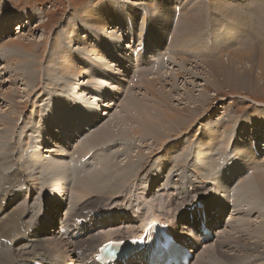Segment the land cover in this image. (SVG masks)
Instances as JSON below:
<instances>
[{"label": "rangeland", "instance_id": "374dc122", "mask_svg": "<svg viewBox=\"0 0 264 264\" xmlns=\"http://www.w3.org/2000/svg\"><path fill=\"white\" fill-rule=\"evenodd\" d=\"M117 5L119 6L118 9L127 10H124V14L130 21L125 24V29L122 23L121 27L119 26V24L116 26L112 24L116 23V20H118V16L114 15L116 13ZM90 12H93L96 19L99 18L98 20L103 21L102 23L105 25V28L98 29L92 26L91 23H89L91 26L86 23L87 19L84 20V17H86ZM2 14L3 17H1ZM19 14L24 16L25 19L23 22L28 26V28L20 30L18 23L21 20H15V22L11 23V25H9L8 22L4 21L6 17L10 18L12 15L19 16ZM153 14L162 17V19L160 17H154ZM165 14H167L168 16L163 17ZM263 15L264 0H0V24L4 22L2 29L3 32L5 27L8 29L10 28L11 32L8 36V39H24L23 41L27 43L29 41H33L32 44H28L27 48H23L20 46L5 47L0 43V116L7 113V115L10 116H19V118L16 120L19 124L17 123L16 126L14 125L13 133H11L10 140L6 145V148L11 145V151L7 150L9 153L14 152V149L15 151H17L14 152L15 157L5 158L8 154H6V150H4V153H2V151L0 152V208L3 207V205L6 203V200H9L11 197L10 200H18L19 203H26L30 206L31 209L30 210L28 207L17 205H9V207H5L7 208L5 210L7 211L6 215H9V220L2 219L0 223V225L2 226L1 228H3L4 230L0 233L2 234V236H0V259L3 256L2 252L8 251L7 243L9 241H15L14 243L23 245V248H25L27 243H31L28 241L29 236L31 234H34L35 232L33 230V227H35V221L32 220L31 217H34L37 215V213L39 214V212H42L40 207L43 206H41L42 204L40 202V197L45 200L44 202L47 204L49 211L48 208L43 207V215L40 217V219L39 217H37L38 222H40L42 218L50 216L53 211L54 213L55 211L59 213L58 209L53 210V204H49V202L46 201V199L43 197L45 195V191L43 189H47L49 187V192L56 197H59L61 192H67L66 189L68 188V195H70L69 197L72 196V201H70L71 198H69L70 200L66 198L68 195H62L59 199L60 201L64 200L63 206L65 209L67 204L69 203H79V201L77 200L79 199L80 193H77L78 196H74V188H78L80 186L81 191H84L83 189L85 188V190L87 189L86 193L88 190H95L93 186H89L87 188V185L85 184L80 185L74 183L75 181L72 179V174H75V172L77 171L80 173H82L83 171L82 174L78 175L84 176L85 174L86 177L92 176V180L97 179L101 175H105L106 177H103V179H110L106 181L104 185L106 186V188L112 185L113 188L114 184L112 183V181L116 174L110 171V167L107 164L109 154L117 151L118 148L123 149V152L121 153H124V155L121 154L118 158H115L116 164L111 170L114 171L120 168L124 170L125 166H123L121 162L125 164V161L132 157V153L136 154V149L139 146L141 157H143L142 162L144 161V165L143 168L135 171L136 173L140 174L138 175V178L135 179L134 184L132 181V184L130 185V193H128V189L127 194L124 197L119 196L116 201H110V197H108L109 194L107 193V201L105 200L106 203L102 204H99L101 202H99V199L98 197H96V195L91 194L88 196L90 200L88 201L89 203L87 202L88 204L85 205L87 209L89 207H92L94 204H97V206L94 207L97 208V211L89 213V216L91 218V220L89 221V229L91 228L93 232H96V229L94 227V220L100 217L98 215L103 212L110 213L109 220L117 217V224L121 229H126L127 227H132V229H135L139 227L141 225V221H137V219L129 221V218L127 216V218L122 217L116 213V210L118 208L119 211L124 213H127V211L131 210V207L127 206L126 202L131 199V201L135 203L136 198H132V196L144 197L143 203L141 202L144 207L139 209L137 208L140 211H138L137 213L143 218V223H147V218L144 219V217L146 216L144 212L150 210L151 206L157 205L158 208L154 212L157 213L162 219L164 218L166 221H170L171 223L180 224L185 216V210L189 209V205L188 203H186L180 207V205L177 204L178 199L174 200L173 198H181V196L182 198H184L186 197L187 192L190 190L191 194L195 197L193 201L201 202V209H206L213 212L214 217L222 216L223 227L219 230L220 233L230 234V237L226 236V239L216 234L215 237H217V241L215 242V245L208 246L205 250L199 252L201 261L198 264H208V262L209 264H215L214 261L209 260L211 258H217L219 264H229L231 262L234 264H238L241 261L239 254L242 252L243 247H247V245L253 246V249L256 251L257 255L255 256L256 262L252 260L250 264H264V245H256L250 243L249 240H247V236H250V239L252 240L256 239V236L254 234L252 236L250 233H247V230L251 228V224L255 225V221H259L264 218V209L257 208L259 206H262L263 204H260L258 197H256L257 199H255L254 197L253 202L257 207L250 206L253 207V211L250 214V210L243 206V204L248 203L249 198L254 196V193H256L257 191L263 194V192L257 188L258 182L256 180H253L255 175L264 169ZM153 18H155V20H153ZM148 19L151 21L149 22ZM40 21L42 23H39ZM152 23L157 25L164 24L165 26L160 30V32L158 31V33L156 34L157 37L154 34L156 30L154 29ZM177 26H180L182 35H185L186 32H188L190 36L187 35L184 36V38L181 35L180 38L175 39V36L173 37L172 33L175 34ZM120 28L122 30H125L123 32L124 34H126L127 42L123 37V32L118 30ZM162 31H165L166 33L170 32L171 37H169L168 40L164 39V41L160 43L161 40L157 39H163V36L165 38V35L161 33ZM102 35L104 37V41H99L96 43L97 51H95L93 45L95 44V41L99 40L100 36ZM106 35L111 39L115 38L114 40H117L122 46H124L125 43H130L134 49L138 48L139 54H133V57L131 58V65H129L128 63H124L122 69H120L119 67L117 68V71L122 73L121 76L124 78L123 90L125 92L122 90L120 94L112 97V101L110 102L111 109L105 108L107 109V112H109V114L103 115V117L106 118V121L103 122L105 123L104 125L107 124L109 126L107 122L110 120L112 121V125L109 126L110 128H112V138L111 135L109 136V141L112 142V144H110L109 142V144L105 147L99 146L100 148H98L97 145L99 144L96 145L95 143V149H93L94 152L93 150L87 152L88 149L85 150L87 146L84 145V142L77 143V140L71 137L72 132L66 133V130L64 131V129L70 126V128L79 129V126H77L80 123L79 119L84 115V113H79L82 106L88 107V105H93V107L101 109L105 106L102 102L103 97L97 96V94H95V90L91 88V85H94V78L87 74V68H90V65L95 64V54L100 51L99 49L106 46L107 43L109 44L107 39L108 37H105ZM142 35L145 38H143ZM193 36H197V40H194ZM74 37L75 42L70 43L69 40ZM136 38L138 41L136 40ZM57 40L59 41V45L57 46V48H53L52 46ZM129 40L132 41V43L129 42ZM135 42H138V45ZM46 44L47 47L44 50ZM139 46L142 47L140 48ZM58 48L60 51V55L64 54L67 55V58L75 59L81 69L79 71L66 69L64 72L55 70V73L50 76V70L54 68V66H58L55 63L56 60L60 57L56 56ZM54 50L56 51L54 52ZM104 52L105 51L103 50L100 54L104 55ZM107 54L108 51L106 55L101 57L100 59L103 61L105 59H109L110 56L109 54ZM229 54L230 57L227 58ZM64 55L62 56V59L60 58L61 60H57V62L62 61L64 59ZM160 55L163 56L160 57ZM219 57H222V61H219V64L217 62H215L216 64L207 62L203 65L201 64V66L199 65V63L201 62L215 61ZM37 59H40L41 61L40 72H37L38 80L34 82L35 77L32 81H30L27 75L29 74L30 76L31 73H34L32 64ZM154 59H156L155 63ZM160 59H162V61ZM183 59H186L187 63L179 64L180 68H182L181 72L179 74L172 73V71L177 69L178 63ZM84 60H86V68L82 67V61ZM149 62L153 63L152 65L156 64V62L161 63V66L160 64H156L154 66L156 67V69H154V67L151 66V63L147 64ZM169 63L172 64L170 65ZM21 66H27V71L22 69V72H19L18 69L22 68ZM137 67L139 69L135 70ZM96 68L100 70V64L96 65ZM85 69L87 71H84ZM28 71H30L31 73H28ZM136 71L139 72L137 73ZM161 72L163 73L161 74ZM39 73H41L40 79ZM78 73H80V76H77ZM138 74L142 76L139 77ZM168 74L170 75L168 76ZM64 77L72 78L71 86L74 91L70 92H72L71 97L74 95V99L72 100V102L67 97L65 102H63L64 106H67L62 107H68L66 109L77 112V118H79H74L73 124L71 123L73 125L72 126L70 124L71 116L69 115V112L60 111L58 113L61 124L63 123L64 127H66L64 128L63 125L59 123V118H57L56 122L62 126L61 134L63 136L66 135L67 137L69 133V145L67 146V150L65 149V147H63L62 143L58 142L59 137H57L54 132L50 131L49 133V130L46 129L47 127L39 128V126H35L36 124L44 126V124L46 123L44 120L45 118L37 119L35 117H32V114L37 112L38 109L42 108L43 112H47L51 107H54L52 106V101H50L49 98L56 97L58 93L54 95H46L45 90H47L46 88L51 82L49 81L50 78L56 79L59 83V81H62ZM154 78H158L157 80L160 81V83L156 84V88H159L158 94L167 96V99L169 103L173 105L175 112L180 111L182 108H184V111L180 113H174L178 116L177 119L172 120L167 124L169 125V128L167 127L166 133L168 136H170V140H168V142H165L161 147L160 144L157 143V145L153 147L155 148L154 152L150 154L151 149H153L150 146L151 142L157 137H162L164 131L157 130L152 133V136L148 135L146 136V139L142 141H140L139 139L141 137L137 136L134 137L137 138V140H135L133 138V136H135L134 132L132 131V129H129V125H131L135 120L133 119L134 117L130 112H125L126 110L123 108V103L125 102V98L128 97L126 99L128 100L132 96L140 99V101L137 100V103H149L150 105H152V102L155 103L156 99L157 101H159V99L155 96L156 93L151 94V92L153 91H151V87L148 84L150 83V80ZM13 80L15 81V83L12 82ZM130 81L131 83L128 84ZM65 83L67 84L68 82ZM87 86H89V89ZM61 87H57V92H62ZM63 89L68 91L67 86H65V88ZM30 91L31 94L29 95L28 92ZM7 93H14V97H16L17 102L9 101L8 97H6ZM128 95H130V97ZM25 101H27V105L25 104ZM19 102L23 104L24 107H20ZM59 102H61V100H55V103ZM90 109H92V112H95L94 108ZM56 112L57 111H54L51 114V117L53 116L52 118H54V115L57 116L55 114ZM64 114L65 116H63ZM48 115V112L47 114L45 113V116ZM61 115L64 118L61 117ZM115 115H118V117H121L122 121L128 123L127 127H122V131H124L122 133H118V131H120L121 125L119 126V123L117 121H114L116 120V118H114ZM191 120H193L194 123L189 127V123ZM66 122L68 123V125ZM81 122H83V128L80 132V135L84 139L87 135L86 130H88L92 124L90 123L88 118L81 119ZM0 127H3V125L0 124ZM54 129H56L55 126ZM113 130H115L116 134L118 133V135H116ZM226 130L230 131L227 132ZM222 132H225L223 133L224 138L222 137V139L224 140L226 137L224 141H232L233 144L235 143V149H231V152L228 155L219 160L217 159V155L214 156L213 153H211V155H204V152L200 149L202 143L206 142L207 137H214L216 133H218L217 135L220 136L222 135ZM113 133L115 134L114 137ZM32 134L35 136L33 137ZM47 134L54 136V142H51L49 148L47 149L48 152L45 156L47 159H49V157L56 158V156H54L55 154L61 156L60 152L64 151L63 153H65L66 155H64L65 157H61L67 162L69 161V158L66 157H71V155H76L77 158H85V156L87 158L92 155L90 161L86 162L83 166L75 167L76 171L73 172L72 169L74 168V164H72L71 169L69 164L66 166L68 171L66 172V179L64 182L66 183V181H68L67 183L69 184V186L71 184L70 187L67 183V186H63V188L58 187L56 189L54 187L51 189L50 186L44 184H40V186H34L33 183H31L32 181H30V183H24L25 181L21 180L19 182L20 184L11 183L10 179L8 180L7 176L5 177L4 174H8L15 170L16 167L14 166L12 159H15L16 156H18L19 152H21L19 149V145H21L22 148L21 153L25 152L28 156H30V159L32 160L34 156L33 152H35V149L37 152L41 149V145L44 142L43 139L45 138L44 135ZM31 136L33 137V139ZM41 136L43 138H41ZM82 138H80V140ZM123 139H127L130 142V145L137 147H125V143L119 142ZM88 144H90V142ZM77 145L79 146V149L75 150ZM208 145L216 149L219 147L220 142L219 140H214V138H212V140H209ZM96 146L98 149L96 148ZM183 147H186L187 149L184 150L183 155L181 154V156L177 158L176 154H180V150ZM236 147L238 150L236 149ZM29 149H31L30 154L28 153ZM65 150L67 151V153H69L67 154ZM185 151H187V153ZM81 152L85 153L81 154ZM209 152L210 151L208 150V153ZM87 153L89 154L86 155ZM182 156L184 157L183 162L186 163V165L184 166L183 164H181L179 167H174L173 163L177 164L181 160ZM255 156L257 157V160H255ZM173 157L174 161H171L173 160ZM231 157L235 159L233 165L230 164L232 159ZM237 157H243L244 159L243 161H239L236 159ZM97 158H99V160L101 159L100 162L96 161ZM229 158L231 159L229 160V163L227 162V165H229L227 167V165H225V162L228 161ZM201 159L204 161H201ZM29 162L31 163V161ZM95 162H97V165L95 164ZM193 163H196V166ZM193 166L196 168L195 173L191 169ZM232 168L234 172L231 170ZM198 169L201 171V173ZM223 169H228L231 174L235 173L236 169H238L236 173L242 174L245 172V170L250 169V177L240 176L238 180H236V184L233 182L235 185L234 187L232 186V188H230L232 181L226 182L224 184V191L219 193V198L223 199V201H227L226 203L219 202L213 196L211 190L207 188L212 180H215L216 182L220 181V177L218 175L220 174V176L222 177L223 173L221 171ZM22 170L27 173V175H29L26 169ZM27 175L25 178L29 177ZM196 176L198 177V179ZM154 178L156 179V181L160 178L162 179L157 182L155 189L151 191V186L153 185L151 181ZM4 179L6 180L4 181ZM202 180H204L203 182H206L205 184H208L206 185L207 187L205 186V184H202ZM250 180H252V187L246 189V186ZM254 182L256 184H254ZM75 185L77 186L75 187ZM94 186H96V184ZM236 186L238 189L234 192H239V194H237L234 198L236 201V206L234 207L229 203L230 201H228V197L234 195L233 189L236 188ZM35 187L36 189L34 190L33 188ZM21 188H23L22 191ZM101 188L103 189V186L99 187V191L102 190ZM112 188L110 189V192ZM212 188H214V186ZM40 189L44 191V193L41 192ZM16 190L17 192L19 191L22 196L19 194V192L18 194H16ZM38 191L40 192V194ZM143 191H145V194L141 195L140 193ZM95 192L98 191L95 190ZM201 192L202 194H198ZM241 192H243L242 197L244 198L242 200L239 196L241 195ZM27 195L30 196V198ZM18 196L20 197V200ZM99 197L103 198L102 200L104 202V195H99ZM92 199H95V201L90 202ZM125 199L126 202H124ZM220 203L222 207L218 211V205ZM261 203H264V200ZM105 204H113L114 206L111 205L103 208L102 206H104ZM82 205L83 204H81L80 206ZM203 205L205 207H203ZM121 207L123 209H121ZM29 210L30 213L28 218L30 220L27 223L24 221L23 217H25ZM112 211L113 214H111ZM54 213L52 214V217L55 216ZM11 214L14 217H12ZM17 216L20 217L17 218ZM84 216L86 215L84 214ZM66 217L67 209L66 216L65 218H63L64 220L61 219V221L64 222L66 220ZM22 218L24 222V228L17 227L18 229L14 228V232H12L8 224L13 223V220ZM242 219L247 222L242 223ZM248 219L249 221L252 220L253 222H249ZM56 220L59 222V219ZM187 220L188 222H192L197 220V218L195 216H190L189 218H187ZM149 221L151 220L149 219ZM114 222L110 221V224ZM221 224L222 222H220V225ZM59 225L60 223L58 224V227ZM220 225H217L214 228V231L222 226ZM56 226L57 224H55V229ZM109 226L107 227L108 231H110L111 229L109 228ZM110 227H113V225H111ZM113 228L118 229V227L115 226ZM259 229H262L264 231V228L260 226ZM9 234H12L15 239H10L11 237L9 236ZM47 235L49 236V238H52V236H56V234L50 230L48 231ZM57 236H59L58 239L62 241L66 249L63 256L61 257L62 264H82L79 260V257L74 253V246L72 244L76 240L72 239L69 234L65 233L57 234ZM212 241L213 239L211 241H206V243L203 244L200 239L197 240L196 250L201 249L202 246L210 244ZM40 244L41 243L34 241L33 246L29 249H25V252L23 254L27 255L29 253L37 251L40 248ZM248 251H250V248ZM231 253H235L236 255H232ZM249 261L250 259H247L244 260L243 263L247 262L249 264ZM22 262H25V260H22ZM142 263L143 261L141 262V264Z\"/></svg>", "mask_w": 264, "mask_h": 264}, {"label": "bare ground", "instance_id": "6f19581e", "mask_svg": "<svg viewBox=\"0 0 264 264\" xmlns=\"http://www.w3.org/2000/svg\"><path fill=\"white\" fill-rule=\"evenodd\" d=\"M95 1V0H94ZM141 4V3H140ZM142 5V4H141ZM115 6V5H114ZM119 6L117 5V9H116V13L114 14L115 16H118V20H116L117 22L116 23H112L113 25H118L121 27V23L123 24L124 26V29H125V24L130 21L124 14V10H120L118 9ZM102 9V8H101ZM93 10V9H92ZM127 11V10H126ZM161 12V11H160ZM95 13V12H94ZM107 13V12H106ZM163 13V12H162ZM204 13V12H203ZM147 14V13H146ZM261 14V13H260ZM263 14V13H262ZM154 15V14H153ZM196 15V14H195ZM259 15V14H258ZM9 16V15H8ZM131 16V15H130ZM168 16L167 14H165L163 17H166ZM203 16V15H201ZM264 16V15H263ZM262 16V17H263ZM3 17V14L2 16ZM154 17H160V16H156L154 15ZM124 18V19H123ZM151 18V17H150ZM162 19V17H160ZM24 16L20 15L19 16H14L12 15L10 18H7L4 20L6 22H8L9 25H11V23L15 22L16 21H19V27H20V30L24 29V28H28V26L26 24H24ZM86 23L89 24L91 23L92 26L98 28V29H102V28H105V25L102 23L103 21H100L98 19L95 18L93 12H90L87 14L86 17H84V20H86ZM113 19V18H112ZM180 19H181V16H180ZM31 20V18H30ZM109 20V19H108ZM149 20V19H148ZM153 20H155V18H153ZM91 21V22H90ZM151 20H149L150 22ZM1 22V21H0ZM110 22V21H109ZM4 23V22H3ZM3 23L0 24V43L1 45H4L5 47H13V46H20V47H23V48H27L28 47V44H32L33 41H29L28 43L27 42H24L23 40L21 39H8V36L10 35V28H6L4 29V32L2 31L3 29ZM39 23H42L41 21ZM94 23V24H92ZM111 23V22H110ZM144 23V22H143ZM153 24V27L154 29L156 30V32H154V34L156 35L158 33V31L160 32L161 29H163L165 26L164 24H160V25H157V24ZM90 25V24H89ZM90 25V26H91ZM7 26V25H6ZM120 31H125V30H122L121 28L118 29ZM149 31V30H148ZM146 33V32H145ZM163 35H165V38L163 36V39H157V40H161L160 43H162L165 40H168L169 37H171V34L170 32L169 33H166L165 31H162L161 32ZM87 34V33H86ZM134 35V34H133ZM173 37L175 36V39L177 38H180L182 33H181V28L180 26H177L176 28V32L175 34L172 33ZM190 36V34L188 32H186L185 35H182L183 37L184 36ZM143 36V35H142ZM148 36V35H147ZM78 37V36H77ZM105 37H108L107 35ZM123 37L124 39L126 40L127 42V38H126V34H124L123 32ZM129 37V35H128ZM157 37V35H156ZM86 38V37H85ZM114 38V37H113ZM141 38V37H140ZM143 38H145L143 36ZM185 38V37H184ZM77 39V38H76ZM108 39V42L109 44L107 43L106 46H104L103 48H100L99 52H97L95 55H96V58H95V64L94 65H90L91 67L90 68H87L88 69V75L93 77L94 78V85H91V88H93L95 90V94H97V96L99 97H103V104L105 105L104 107L101 108H96V107H93V105L89 106L88 107H84L82 106L81 110L79 111V113H84V115L79 119L77 118L78 117V114L77 112H74L73 110H68L66 108H64V104L63 102H65V100L67 99V97L72 101L74 99V95L71 97V94L72 92L70 91H74V89L72 88L71 86V82H72V78H68V77H64L62 81H59V83L57 82L56 79L54 78H50L49 81L50 84L48 85V87L46 88L47 90H45V94L46 95H54L56 93H58L56 95V97L54 98H49L50 101H52V106L54 107H51L48 112V116H45V113L47 114V112H43L42 111V108L41 109H38L37 112H35L34 114H32V117H35L37 119H40V118H45V124L44 126L43 125H35V126H39V128H46L48 129L49 133L50 131L51 132H54V134L59 137V143H62L63 144V147H65V149L67 150V146L69 145V133L66 137V135H62L61 134V125H63L64 127V124L62 123L61 124V121H60V118L58 117V113L60 111H63V112H69L70 116H71V122L70 124L72 123L73 124V121H74V118L76 119H79L80 120V123L77 125L79 126V129L77 128H66L64 129V131L67 133V132H72L71 134V137L76 139L77 140V143H83L84 142V145L87 146V148L85 150L88 149L87 152H90L92 151L93 149H95V143L96 145L98 146V148L100 147H105L106 145L109 144V136L111 135V131H112V128H110L109 126L112 125V121H108L107 123L109 124V126L107 125H104L106 121V118L103 117V115L105 114H109V112H107V109H111L110 107V102L112 101V97L113 96H116L118 94H120L123 90V77L121 76L122 73L118 72L117 71V68L118 66L116 65L117 62H116V59L115 58H118L119 60H132L131 58L133 57V54L135 55H138L139 54V50L138 48H133V46L130 44V43H125L124 44V49L122 48L123 46L117 41V40H114V39H111V38H107ZM106 39V40H107ZM193 39L194 40H197V36H193ZM211 39V38H210ZM105 40V41H106ZM133 40V39H131ZM137 40V38H136ZM186 40V39H185ZM93 41V40H92ZM103 42L104 41V37L103 35L100 36V39L95 41V44L93 45V48L95 49V51H97V48H96V43L97 42ZM138 41V40H137ZM140 41V40H139ZM188 41V40H187ZM70 43L72 42H75V37L70 39L69 40ZM129 42L132 43V41L129 40ZM169 42V41H168ZM264 42V41H263ZM67 43V42H66ZM122 43V41H121ZM136 43V42H135ZM138 43V42H137ZM136 43V44H137ZM198 43V42H197ZM196 43V44H197ZM140 44V43H139ZM143 44V43H142ZM141 44V45H142ZM152 44V43H151ZM150 44V45H151ZM154 44V43H153ZM51 45V44H50ZM59 45V41H55V43L53 44V48H57V46ZM138 45V44H137ZM91 46V45H90ZM99 46V45H98ZM143 46V45H142ZM142 46H139L140 48ZM147 46V45H146ZM186 46V45H185ZM47 47V44L46 46L44 47V50L46 49ZM72 47V46H70ZM85 47H86V44H85ZM88 47V46H87ZM102 47V46H101ZM135 47V46H134ZM144 47V46H143ZM169 47V46H168ZM167 47V48H168ZM187 47V46H186ZM139 48V49H140ZM149 49V48H148ZM159 49V47H158ZM177 49V48H176ZM105 51L104 52V55H101L100 53L102 51ZM143 50V49H142ZM172 50V49H170ZM169 50V51H170ZM56 50H54L55 52ZM108 51V54L110 56L109 59H105L104 61L101 60L100 58L105 56L106 53ZM247 51V50H245ZM72 52V51H71ZM144 52V51H143ZM149 52V50H148ZM161 52V51H160ZM153 53V52H152ZM172 53V51H171ZM66 54V53H65ZM107 54V55H108ZM231 54V53H230ZM230 54L228 55L227 58L230 57ZM64 55V54H63ZM63 55H60V51H59V48L57 50V54L56 56L59 57V59L57 60H61L62 59V56ZM141 55V54H140ZM16 56V55H15ZM163 56V55H160V57ZM167 56H168V53H167ZM21 57V56H20ZM148 57V56H147ZM166 57V56H165ZM61 58V59H60ZM222 58V57H221ZM220 57L218 59H216L215 61H206V62H201L199 63V65L201 66V64L203 65L204 63H207V62H210V63H214L216 64L215 62H217L219 64V61H222ZM56 60V65L58 66H54V68H52L50 70V76L53 75L55 73V70H58V71H65L66 69H73V70H76V71H79L81 69V67L79 66L78 62L75 60V59H71V58H67V55H64V59L60 62H57ZM155 60L154 59V63H155ZM162 61V59H160ZM136 61V60H135ZM152 61V60H151ZM164 61V60H163ZM153 62V61H152ZM160 62V61H159ZM40 59H37L32 65H33V68H34V73H31L30 71H28V73H31V75L29 76V74L27 75V77L30 79V81L33 80V78L35 77L34 79V82H36L38 79V73L37 72H40ZM81 63V62H80ZM151 62L147 63V64H150ZM180 63H187L186 59H183L182 61H180L178 63V67L176 70L172 71V73L174 74H179L181 72V69L180 68ZM232 63V62H231ZM86 64V60L82 61V67L83 68H86L85 66ZM100 64V70L96 68V65H99ZM138 64V63H137ZM153 63H151V66L154 67L156 64H160L161 66V63H157L152 65ZM170 64V63H169ZM172 64V63H171ZM170 64V65H171ZM209 64V63H208ZM143 65V64H142ZM185 65V64H184ZM221 65V64H220ZM129 66V65H128ZM231 66V65H230ZM22 68L18 69L19 72H22V69L26 70L27 71V66H21ZM88 67V66H87ZM182 67V66H181ZM120 69H122L121 67H119ZM145 68V67H144ZM139 68L137 67L135 70H138ZM150 69V68H149ZM154 69H156V67H154ZM152 69V70H154ZM173 69V68H171ZM217 69V68H216ZM215 69V70H216ZM6 70V69H5ZM92 70V71H91ZM141 70V68H140ZM146 70H147V66H146ZM84 71H87L86 69ZM83 71V72H84ZM122 71V70H121ZM214 71V70H213ZM127 72V71H126ZM124 72V73H126ZM137 72V71H136ZM139 72V71H138ZM137 72V73H138ZM144 72V71H143ZM151 72V71H150ZM82 73V72H81ZM108 73H111V77L109 78V75ZM135 73V72H134ZM163 72H161L162 74ZM84 74V73H83ZM142 74V73H141ZM147 74V72H146ZM137 75V74H136ZM139 77L142 76L140 74H138ZM145 75V74H144ZM170 74H168L169 76ZM77 76H80V73L77 74ZM103 76V77H101ZM41 77V73H39V79ZM161 77V76H160ZM27 78V79H28ZM158 78H154V79H151L150 80V83L149 86L151 87V94H155L156 98L159 99V101H157V99L155 100L156 102H152L153 104L150 105L149 103H137V100L140 101L139 98L137 97H134L132 96L130 99L126 100L127 98H125V102L123 103V108L126 110L125 112L126 113H131V115L134 117L133 120L134 122L129 125V129L134 132L135 136L134 137H141L139 138L140 141L146 139V136H152V133L157 131V130H163L164 131V134L162 137H157L155 140H153L151 142V148L155 147L157 145V143L160 144V147L163 146V144L165 142H168V140H170V136L167 135L166 133V130H167V127L169 125H167L169 122H171L172 120H176L177 119V115H175L174 113H180L182 111H184V108H182L180 111L178 112H175L174 110V107L172 104L169 103L168 99H167V96L165 95H159L158 94V91H159V88H156V84L160 83L159 80H157ZM132 80V79H131ZM139 80V79H138ZM12 82L15 83V81L13 80ZM65 82H68L67 84ZM109 82H113V83H109ZM140 82V81H139ZM115 83H117V85H115ZM131 81L128 83L130 84ZM144 84V82H143ZM114 85V86H113ZM164 85V83H163ZM58 86H62L61 87V93L57 92V87ZM65 86L68 87V91H66L65 89ZM109 86V87H108ZM80 87V86H79ZM88 89H89V86H87ZM134 88V86H133ZM18 90V89H17ZM19 91V90H18ZM124 91V90H123ZM125 92V91H124ZM123 92V94H124ZM28 94L30 95L31 94V91L28 92ZM45 95V96H46ZM44 96V97H45ZM130 97V95H128ZM6 97H8V100L11 101V102H17L16 100V97H14V93L13 94H9L7 93L6 94ZM43 97V99H44ZM49 97V96H48ZM53 97V96H52ZM78 97V96H77ZM120 98V96H119ZM118 98V99H119ZM31 99V97H30ZM61 100V102L59 103H55V100ZM41 100V99H40ZM82 100H83V97H82ZM19 101V100H18ZM49 101V102H50ZM77 101V100H76ZM81 101V100H80ZM87 101V100H86ZM85 101V102H86ZM21 102V101H20ZM19 102V103H20ZM24 102V101H23ZM73 102V101H72ZM79 102V101H78ZM22 103V102H21ZM19 104L20 107H24L23 104ZM165 103V104H164ZM195 103V102H194ZM18 104V103H17ZM25 104L27 105V101H25ZM69 104V102H68ZM82 105V104H81ZM64 106V107H62ZM76 107V106H75ZM45 108V107H44ZM49 108V107H48ZM79 108V107H78ZM90 108H94L95 112H92V109ZM107 108V109H105ZM122 108V109H123ZM26 110V109H25ZM35 110V109H34ZM79 110V109H78ZM24 111V110H23ZM54 111H57L55 114L57 116H55L54 114V118L51 117V114L54 112ZM16 112V111H15ZM34 112V111H33ZM115 113H118V112H115ZM114 113V114H115ZM8 114V113H7ZM7 114H3L0 116V124L3 125V127H0V152L2 151V153H4V150H6V157L5 158H12V157H15V154L14 152H17L15 151L14 149V152H11L9 153L8 151H11V145L8 146L6 148V145H7V142L10 140V136H11V133H13V128H14V125L16 126V124L18 123L16 120L19 118V116H10V115H7ZM42 114V115H40ZM113 114V113H112ZM68 115V114H67ZM65 116V114L63 115ZM61 115V117H63ZM31 117V118H32ZM124 117H125V114H124ZM30 118V120H31ZM57 118H59V123H57ZM64 118V117H63ZM85 118H88L90 123L93 124L91 125V127L86 130V137L83 139L82 136L80 135V132L82 131V128H83V122H81V119H85ZM116 120L114 121H117L119 123V127L120 128V131H118V133H122L124 131H122V127H127L128 126V123L125 122V121H122L121 117H118V115H115ZM199 118V117H198ZM66 119V118H65ZM64 119V120H65ZM75 119V120H76ZM29 120V119H28ZM29 120V121H30ZM62 120V119H61ZM28 121V122H29ZM63 121V120H62ZM113 121V122H114ZM128 121V120H127ZM131 121V120H130ZM27 122V123H28ZM258 122V121H256ZM67 123V122H66ZM65 123V124H66ZM117 123V124H118ZM193 120L190 121L189 123V127L193 124ZM19 124V123H18ZM26 124V123H25ZM71 124V125H72ZM103 124V125H101ZM115 124V123H114ZM68 125V123H67ZM101 125V126H100ZM18 126V125H17ZM34 126V125H33ZM54 126L56 129H54ZM73 126V125H72ZM117 126V125H116ZM227 127V126H226ZM58 128V130H57ZM169 128V127H168ZM32 129V128H31ZM37 129V128H36ZM63 129V128H62ZM27 130V129H26ZM40 130V129H39ZM39 130H38V133H39ZM124 130V129H123ZM129 130V131H130ZM29 131V130H28ZM63 131V130H62ZM85 131V130H84ZM227 131V130H226ZM230 131V130H228ZM227 131V132H228ZM46 132V131H45ZM47 132V133H48ZM113 132L116 134L115 130H113ZM218 132V131H217ZM221 132V131H220ZM34 133V132H33ZM41 133V132H40ZM113 133V137L115 136V134ZM118 133L116 135H118ZM181 133V132H180ZM223 133L225 132H222V135L218 136L216 133V135L214 137L210 136V137H207L206 138V142L205 143H202V146H200V149L204 152V155H211V153L214 154V156L217 155V159H221V158H224L226 155H228L230 152H231V149H235L234 148V144L232 143V141L230 142H226L224 141L226 139L223 140L222 137L224 138V135ZM15 134V132H14ZM85 134V133H84ZM141 134V135H140ZM227 134V133H226ZM233 134V133H232ZM231 134V135H232ZM76 135V136H75ZM121 135V134H119ZM167 135V136H166ZM213 135V134H211ZM15 136V135H14ZM32 136L34 137L35 135L32 134ZM31 136V137H32ZM45 138L43 139L44 142L42 143V147L40 150H38V152L36 151L35 149V152L34 153V156L32 158V160L30 159V156H28L25 152L21 153L22 152V148H21V145H19V149L21 152H19L18 156H16V158L12 159V162L14 164V166L16 167L15 170L13 172H10L8 174H4L5 177L7 176L8 180L10 179V182L13 183V184H18L21 180L22 181H25L24 183H30V181H32L31 183H33L34 186H40V184H44V185H47V186H50V188L52 189L53 187L56 189L58 187H62L63 186H67V182L66 183L64 182L65 179H66V172L68 171L66 166L69 164L70 165V169H71V166L72 164H74V168L72 169V172L73 171H76L75 167H79V166H83L85 165L86 162L90 161L92 155H90L89 157L85 158L84 157H78L76 155H71V157L67 156L66 158H69V161L67 162L66 160H63L61 156H64L66 155L65 153L63 152H60V155L61 156H58V155H54L56 156V158H49L47 159L45 156L47 155L46 153L48 152L47 149L49 148L50 146V143L51 142H54V139H53V135H44ZM124 136V135H123ZM129 136V135H128ZM32 137V139H33ZM40 137V136H39ZM131 137V136H130ZM15 138V137H14ZM41 138H43L41 136ZM40 138V139H41ZM80 138H82L80 140ZM111 138H112V135H111ZM212 138H214V140H219L220 142V145L218 148L214 149L212 148V146L210 147V145H208V142L209 140H212ZM37 139V138H36ZM67 139V140H66ZM135 140H137V138H134ZM13 140V139H12ZM11 140V141H12ZM39 140V139H38ZM41 140V141H43ZM35 141V140H34ZM112 141V140H111ZM68 142V143H67ZM90 142V144H88ZM119 142H122V143H125V147L129 146V147H137V146H133V145H130V142L127 140V139H123ZM15 144V143H14ZM110 144H112V142H110ZM212 144V143H211ZM237 144V143H236ZM23 145V144H22ZM142 145V144H141ZM140 145V146H141ZM96 146V148H97ZM100 146V147H99ZM198 146V145H197ZM217 146V145H216ZM124 147V148H125ZM189 147V146H188ZM244 147V146H243ZM246 147V146H245ZM6 148V149H5ZM32 148V147H31ZM37 148V147H36ZM57 148H58V145H57ZM97 148V149H98ZM158 148V147H157ZM156 148V149H157ZM79 149V146L77 145V147L75 148V150ZM187 149L186 147L184 148H181L180 150V154H176V157L179 158L181 156V154L183 155L184 154V150ZM237 149V147H236ZM243 149V148H242ZM8 150V151H7ZM18 150V149H17ZM30 150H28V153L30 154ZM65 150V151H66ZM70 150V149H68ZM155 148L151 149V152L150 154H152L154 152ZM190 150V149H189ZM197 150V149H196ZM208 150L210 151L208 153ZM238 150V149H237ZM50 151V150H49ZM53 151V149H52ZM140 151V147L138 146L137 149H136V154H133L132 153V157L130 159H127L125 161V164H123L121 162V164L123 166H125L124 170H122L121 168L120 169H117V170H111L114 165L116 164L115 163V158H118L121 154L124 155V153H121L123 152V149L122 148H118L117 151L113 152V153H110L109 156H108V166L110 167V171L114 172L116 175L115 177L113 178V181L112 183L114 184L113 188H112V185H110L108 188H106V186L104 185V183L106 181H108L110 178L107 179H103V177H106L105 175H101L99 176L97 179L95 180H92L91 177H86V175L84 174V176L82 175H78V174H82L80 172H75V174H72L73 175V180L75 181L74 183H77V184H80V185H87V188L90 186H93V188H95L96 191L98 192H95V190H88L87 193H86V190L85 188L83 189L84 191H81V187L79 186L78 188H74L73 191H74V196H78L77 193H80V196H79V199L77 200V197H76V200L79 201L78 202H72V203H69L67 204L66 208L64 209V206H63V201H60V197L63 195V196H67L68 195V188L66 189L67 192H61L60 196L59 197H56L55 195L51 194L49 192V187L46 189H43L45 191V195L43 196L46 201L49 202V204H53V210L55 209H58L59 211V216L58 218H56L55 216L52 217V216H48L46 217L45 219H41L40 222H38L37 220V217H40L43 215V207H46L48 208L47 204L44 202L45 200H43L41 197H40V202H41V206L43 207H40L42 212H39V214L37 213L36 216L34 217H31L32 220H34V226L33 227V230L35 231L34 234H31L29 236V239L28 241L31 242L30 244H26L25 248H23L21 244H17V243H14V242H11L9 241L7 243V247H8V251L7 252H2V257L0 259V264H62V256L65 252V247L62 243L61 240H59V236H57V234H61V233H65V234H69L71 236L72 239H75L76 241L73 242V246H74V253L76 254V256L79 257V260L81 261L82 264H141V262L143 261L142 264H151V261H150V258H149V250L150 248L154 247V246H157L155 245L157 240L156 239H166L167 236H171L173 238H175L177 241H180L182 243H185L187 242V245L188 247L190 248L191 250V256H190V259H189V262L192 263L194 258H195V254H196V248H197V240H201L203 242V244L206 243V241H203V235H205L206 233H204V231L207 229V228H211L214 230V228L217 226V225H220V222L221 219H219L217 222L213 221L211 219V215L208 211H204L203 213H200L199 214V211L195 210V208H191V210L188 212V209L185 210V218H183L182 220V224L181 225H178V224H174L172 225L171 227H167V225L165 224L164 220L157 214V213H150L149 211H146L144 212V214H146V216L144 217L147 218V219H151L150 221V228L145 230V226H142V231L140 232H137L139 230V228L141 227L142 223H143V218L137 213L139 210V208H143L144 205L141 204V196H132V198H136V202H132L131 199L128 200L126 202V199L124 200V202H126L127 206H132V207H136L137 206V212L134 211V208L131 207V210L127 211V213H124V212H121L119 211L118 209L116 210V213L119 214L120 216L122 217H128L129 218V221H133L135 219H137V221H141V225L135 229H132V227H127L126 229H121L119 228L118 224H117V217L116 218H113L111 220H109V216H110V213H101L100 217H98L96 220H94L95 224H94V227L96 229V232H93V230L89 227V221L91 220L90 216H89V213L91 212H94V211H97V208H94L95 206H97V204H94L92 207H89L88 209L85 207V205H87L90 200V198H88L89 195L91 194H94L96 195V197H98L99 199V204H102V203H106L107 201V198H106V194L108 193L110 197V201L112 200H115L119 197V196H125L127 194V191L128 193H130V189H131V184H132V181H133V184H134V181L135 179L138 178V175L140 173H136L135 171L138 170V169H141L143 168V157H141V151ZM246 151V150H245ZM57 152V151H55ZM54 152V153H55ZM94 152V150H93ZM133 152V150H132ZM187 153V151H185ZM199 152V151H198ZM67 153V151H66ZM69 153V152H68ZM67 153V154H68ZM75 153V152H74ZM82 153H85V152H81ZM201 153V152H200ZM53 154V153H52ZM80 154V155H81ZM89 153H87L86 155H88ZM92 154V152H91ZM147 154V153H146ZM202 154V153H201ZM22 155V156H21ZM154 155V154H153ZM203 155V156H204ZM240 155V154H239ZM20 156V157H19ZM171 156V155H170ZM65 157V156H64ZM149 157V156H148ZM199 157V156H198ZM4 158V159H5ZM183 156L181 157V160L176 164V163H173L174 167H179L181 164H183L184 166L186 165V163H184L183 161ZM204 158V157H203ZM101 160V159H100ZM99 158L96 159L97 162H100ZM152 160V159H151ZM192 160V159H191ZM206 160V159H205ZM209 160V159H208ZM213 160V159H212ZM234 158L231 159V162L230 164L233 165L234 163ZM255 160H257V157L255 156ZM31 161V163L29 162ZM171 161H174V157H173V160ZM201 161H204L201 159ZM97 162H95V164L97 165ZM142 162V163H141ZM168 162V161H167ZM257 162V161H256ZM170 163V162H169ZM207 163V162H206ZM194 164V163H193ZM192 164V165H193ZM196 164V163H195ZM194 164V165H195ZM139 166V167H138ZM164 166V165H163ZM183 166V167H184ZM196 166V165H195ZM194 167V166H193ZM191 168L194 173H195V167L194 168ZM211 167V165H210ZM256 167V166H254ZM123 168V167H122ZM187 168V167H186ZM22 169H26L28 171V174L25 173ZM185 169V168H184ZM40 170V171H39ZM173 170V169H172ZM199 170V169H198ZM233 172V168L231 169ZM124 171V172H122ZM259 171V170H258ZM3 172V171H2ZM1 172V174H2ZM199 172L201 173V171L199 170ZM223 173L222 177L220 176V174L218 175L220 177V181L219 182H216L214 180V188H210L208 184H205L206 182H203L204 180H202V184H205L208 185V189H210L213 193V196L220 202V201H223V199H220L219 198V193L220 192H223L224 191V184L226 182H229V176L232 175L231 172L228 170V169H223L221 171ZM205 173V172H203ZM202 173V174H203ZM27 176H29L28 178H25ZM96 175V174H95ZM45 176V177H44ZM79 177V178H78ZM164 177V176H163ZM182 177V176H181ZM197 177V176H196ZM6 178V179H7ZM202 178V177H201ZM4 179V181L6 180ZM142 179V178H141ZM162 178H160L159 180L156 181V179L154 178L151 183H153V185L151 186V191H153L155 189V186L157 184V182H159ZM198 179V177H197ZM203 179V178H202ZM68 180V179H67ZM253 180H256L258 182V186L257 188L260 189L262 193L260 192H256L254 193V196H255V199H257L256 197L259 198V201H260V204L262 206H259L257 207L255 204H254V200L253 198L254 197H250L249 200H248V203H246L247 205L249 206H254V207H257V208H263L264 209V203H261L263 200H264V169L261 170L260 172H258V174L255 175V177L253 178ZM246 181V180H245ZM252 180L249 181V183L247 184L246 186V189H249V187L251 188L252 187ZM7 182V181H6ZM51 182V183H50ZM4 183V182H2ZM208 183V182H207ZM235 183V182H234ZM234 183L231 184L230 188H232V186L234 185ZM20 184V183H19ZM96 184V186H94ZM254 184H256L254 182ZM141 185V184H140ZM164 185V184H163ZM189 185V184H188ZM194 185V184H193ZM19 186V185H18ZM46 186V187H47ZM69 186V184H68ZM71 186V184H70ZM69 186V187H70ZM77 185H75L76 187ZM103 186V189L101 191H99V187ZM20 187V186H19ZM24 187V186H23ZM135 187V186H134ZM177 187V185H176ZM181 187V186H180ZM15 188V187H14ZM40 188V187H39ZM112 188L111 192H110V189ZM137 188V187H136ZM162 188V187H161ZM23 188H21V191H22ZM26 189V188H25ZM34 190L36 189L33 188ZM91 189V188H90ZM160 189V188H159ZM236 189H237V186H236ZM18 190V189H17ZM16 190V192H17ZM41 190V189H40ZM135 190V189H134ZM163 190V189H162ZM187 190V189H186ZM194 190V189H193ZM197 190V189H196ZM199 190V189H198ZM209 190V191H210ZM1 191V190H0ZM25 191V190H24ZM29 191V190H27ZM32 191V190H31ZM44 191L41 190V192L44 193ZM72 191V190H71ZM15 192V191H14ZM15 192V193H16ZM19 192V191H18ZM18 192L16 194H18ZM39 192V191H38ZM126 192V193H124ZM199 192V191H198ZM249 192V191H248ZM22 193V192H21ZM27 193V192H26ZM32 193V192H31ZM34 193V192H33ZM37 193V192H36ZM35 193V194H36ZM70 193V192H69ZM163 193V192H161ZM210 193V192H209ZM15 194V195H16ZM20 194V192H19ZM25 194V193H24ZM23 194V195H24ZM29 194V193H28ZM40 194V192H39ZM198 194H202L201 193H198ZM14 195V194H13ZM21 195V194H20ZM72 195V194H71ZM99 195H104V202H103V198L99 197ZM133 195V194H132ZM185 195V194H184ZM197 195V194H196ZM22 196V195H21ZM28 196V195H27ZM70 195H68L66 198H71L70 201H72V196L69 197ZM73 196V197H74ZM10 197V196H9ZM17 197V196H16ZM19 197V196H18ZM24 197V196H23ZM30 198V196H28ZM34 197V196H33ZM37 197V196H36ZM180 197V196H179ZM14 198V197H12ZM32 198V197H31ZM38 198V197H37ZM75 198V197H74ZM101 198V199H100ZM194 196L191 194L190 190L187 192L186 194V197L182 198H179L178 201H177V204L180 205V207L188 202H192L194 200ZM262 198V199H261ZM11 199V197H10ZM9 199V200H10ZM25 199V198H24ZM124 199V198H123ZM6 200V203L3 205V207L0 208V223H1V220L2 219H8V216L9 215H6L7 214V211L5 209V207H9V205H17V206H22V207H28L30 209V206L27 205L26 203H19L18 200ZM19 200H20V197H19ZM34 200V199H33ZM39 200V199H38ZM66 200V199H65ZM75 200V199H74ZM106 200V201H105ZM108 200V201H109ZM30 201V200H29ZM36 201V200H35ZM95 201V199H92L90 202H93ZM98 201V200H97ZM109 201V202H110ZM145 201V200H144ZM156 201V200H155ZM38 202V201H37ZM68 202V201H67ZM88 202V203H87ZM39 203V202H38ZM94 203H97V202H94ZM159 203V201H158ZM217 203V202H216ZM256 203V201H255ZM81 204H83L82 206H80ZM157 204V203H156ZM213 204V203H212ZM258 204V203H257ZM30 205H34V204H30ZM113 204H105L104 206H102L103 208L104 207H108V206H111ZM121 205V204H120ZM218 205V204H217ZM80 206V207H79ZM114 206V205H113ZM119 206V205H118ZM126 206V207H127ZM206 206V204H205ZM203 205V207H205ZM219 206V205H218ZM125 207V208H126ZM230 207V206H229ZM34 208V207H33ZM52 208V207H51ZM115 208V207H114ZM10 209V208H9ZM38 209V208H37ZM36 209V210H37ZM66 209H67V217H66V220L64 222L61 223V225H59L58 227V224L59 222L56 220V219H63L65 218L66 216ZM121 209H123L121 207ZM170 209V208H169ZM168 209V210H169ZM15 210V209H14ZM18 210V208H17ZM31 210V209H30ZM30 210L28 211V213L25 215L24 218V221L25 222H29V213H30ZM35 210V211H36ZM40 211V210H38ZM48 211H49V208H48ZM51 211V210H50ZM216 211V210H215ZM11 212V211H10ZM22 212V211H21ZM32 212V211H31ZM34 212V211H33ZM140 212V211H139ZM161 212V211H160ZM54 213V211H53ZM17 214V213H16ZM32 214V213H31ZM36 214V212H35ZM52 214V213H51ZM84 214L86 216H84ZM111 214H113V211L111 212ZM166 214V213H165ZM224 214V213H223ZM34 215V214H33ZM116 215V214H115ZM12 217H14L12 214H11ZM31 216V215H30ZM47 216V215H46ZM118 216V215H117ZM190 216H195L197 218V220L195 221H192V222H188L187 218H189ZM20 217V216H19ZM17 216V218H19ZM97 217V216H96ZM95 217V218H96ZM126 217V218H127ZM10 218V217H9ZM23 218L22 219H17V220H13V223H9L8 225L10 226V229L12 232H14V228H17V227H21V228H24V222H23ZM16 219V218H15ZM120 219V218H119ZM177 219V218H176ZM191 219V218H190ZM9 220V219H8ZM64 220V219H63ZM172 220V219H171ZM194 220V219H193ZM255 220V219H253ZM110 221L111 222H114L112 224H110ZM227 221V220H226ZM242 223H246L247 221H244L243 219L241 220ZM249 221V219H248ZM252 221V220H250ZM249 221V222H250ZM58 222V223H57ZM235 222V221H234ZM253 222V221H252ZM4 223V222H3ZM36 223V224H35ZM98 223V225H97ZM55 224H57L56 226V229H55ZM159 225V232L156 233L155 232V226L156 225ZM109 225H113V227H118V229H115V228H111L110 231L107 230V227ZM132 225V224H130ZM191 225L193 227V235L192 236H189L187 237V228L188 226ZM222 225V224H221ZM220 225V226H221ZM127 226V225H126ZM138 226V225H137ZM259 226L264 228V218H262L261 220L259 221H255V225H252L251 224V228L249 230H247V233H250L252 236L253 234L256 236V239L252 240L250 239L251 237L250 236H247V240H249L250 243H253V244H262V246L264 245V231L262 229H259ZM2 226L0 225V233L3 230V228H1ZM66 227V229H65ZM99 227V228H98ZM227 228V227H226ZM18 229V228H17ZM7 230V229H6ZM53 231L56 236H52V238H49V236L47 235L48 231ZM103 230H106V231H103ZM8 231V230H7ZM240 231V230H238ZM90 232V233H89ZM133 233V234H132ZM182 234H185L186 237H184ZM232 234V233H231ZM53 235V234H52ZM220 235V237L222 236V238L226 239L228 236L230 237V234L229 233H223V234H218V236ZM239 235V234H237ZM0 236H2V234H0ZM9 236L11 237L10 239H15V237L12 235V234H9ZM64 236V235H63ZM68 236V235H67ZM227 236V237H226ZM249 237V238H248ZM25 238V237H24ZM71 239V240H72ZM78 239V240H77ZM244 239V238H242ZM68 240V239H67ZM70 240V239H69ZM230 240V238H229ZM34 241H37L40 244V248L33 252V253H29L27 255H24L23 253L25 252V249H29L33 246L34 244ZM246 241V240H245ZM111 242H129V244H131V248H129L128 250V254H129V257L128 258H122V259H119V260H110V259H101V255H102V252L104 250V248ZM244 242V241H243ZM19 243V242H18ZM162 243V242H161ZM221 243H222V240H221ZM25 244V243H24ZM68 244V243H67ZM247 244V243H246ZM21 245V246H20ZM244 245V244H243ZM204 247V246H202ZM250 248V251H248ZM73 250V249H72ZM200 250V249H199ZM225 251V250H224ZM27 253V252H26ZM232 254V253H231ZM232 255H236L235 253H233ZM238 255V254H237ZM240 255V256H239ZM238 256L240 257L241 261L240 263L238 264H248L247 262H244V260H249V264L251 263L252 260H254L256 262V251L253 249V246H248L247 247H243V250L242 252L239 254ZM65 259V258H64ZM22 260H25V262H22ZM75 261V260H74ZM233 261V260H232ZM230 262V261H229ZM214 263V262H213ZM209 264V262H208ZM229 264H234V263H229Z\"/></svg>", "mask_w": 264, "mask_h": 264}]
</instances>
